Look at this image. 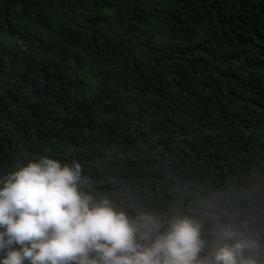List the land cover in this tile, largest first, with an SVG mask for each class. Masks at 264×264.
<instances>
[{
	"label": "trees",
	"instance_id": "obj_1",
	"mask_svg": "<svg viewBox=\"0 0 264 264\" xmlns=\"http://www.w3.org/2000/svg\"><path fill=\"white\" fill-rule=\"evenodd\" d=\"M45 156L264 264V0H0V180Z\"/></svg>",
	"mask_w": 264,
	"mask_h": 264
},
{
	"label": "clouds",
	"instance_id": "obj_2",
	"mask_svg": "<svg viewBox=\"0 0 264 264\" xmlns=\"http://www.w3.org/2000/svg\"><path fill=\"white\" fill-rule=\"evenodd\" d=\"M79 162L41 157L0 180V264H256L246 241L224 243L201 260L203 224L175 212L163 232L130 219L107 197L82 190ZM221 236L232 239L231 225Z\"/></svg>",
	"mask_w": 264,
	"mask_h": 264
}]
</instances>
